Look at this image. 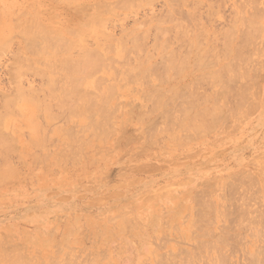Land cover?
I'll return each instance as SVG.
<instances>
[{
    "label": "rangeland",
    "instance_id": "rangeland-1",
    "mask_svg": "<svg viewBox=\"0 0 264 264\" xmlns=\"http://www.w3.org/2000/svg\"><path fill=\"white\" fill-rule=\"evenodd\" d=\"M24 1H27V0H24ZM24 1L23 0H18V1L17 0H0V38L4 40V39H6V38H4L6 36V37H8V39L13 37L12 40H14V41H12L14 43H12L11 41L8 43L9 47H7V49L4 50L5 47L3 48L4 52H2V48L0 50L1 53H4L2 55L0 54L1 55L0 56V92H1L0 93V108L4 107L3 103H5V100L8 99L9 101H11V98L16 97L17 89H20V88H17V86L20 87L19 85H22V87H23L22 89H20L22 91L23 95L26 93H28V94L30 93L29 91H27L26 87H28V90H30V88L33 87L32 89L35 90V91L34 90L33 91L37 92V93H38V91H36V90H39V88L42 89L43 92H40L39 95L36 94L37 96L35 94H33L34 95L33 98L42 97V95L44 93V96H46V99H47V103H49L48 101H50V97L53 99V97L56 96L53 100L50 101L54 104V102L57 99V95H58V92L55 95L50 94L49 91L47 92V93H49L48 95L46 92H44V89H46L48 87V76L46 74H42L45 76V77H42V75L39 73V70H38V72L34 68H33V70H31L29 68L27 70L26 67H29V66L27 65L25 67L23 65V61H22V63H20V60H19L18 62L20 65L22 64L21 65L22 68L24 69V67H25L24 72H23V74H25V75L22 76V70L23 69L22 68H20V70L18 69V67H20V65L18 67L14 66L15 61H17L16 58H18L19 54H16V55H12V54L16 53V51H18L21 54L20 51L22 49L21 48V40L19 41L15 37V36H18V34L14 30L15 29L14 22L20 17L21 13H24V12L27 13L28 11H30L26 7L27 4L26 5L24 4V3H26ZM53 1H55V0H52V1H49V0H31V3H30V5L32 4L34 7L36 6V4H40L39 11L42 13L39 15L41 17L44 15L43 17L47 18V15H46L47 9H49L48 10L49 13L51 11L53 13V11H54V13H55L54 17H59V18H58V20H57V18H54L51 22H53V24H54L55 20H56V22L57 21H59V22H57L58 24L55 23L54 25L51 23V25H50V26H52L51 28L57 27V25H60V22H63L65 19H68L67 18L68 17L67 11L64 12L65 7H64L62 0H59V1H61V2H59V4H57L58 3L57 1H56L57 3L54 2L55 3L54 4ZM114 1L113 0H106L105 3L106 4H108V3L113 4ZM166 1L167 0H165V1L164 0H152L149 2L147 0H142V2L140 4H139V2L134 4V5L137 4V7L135 6L137 9L134 8L133 6H131L134 8L135 12H134V10H128L125 8H124L125 10H123L122 8H119V10L116 9V14H115V16H113L114 21H112V18H111V19H109V22L106 23V27H107L106 32H109L113 36L115 35L114 38H117L119 36V33L121 34V32H119V30L121 31V29H119L120 25L122 26V29L126 28V27H128L130 29L133 25L135 26V24L136 25L140 24V23L143 24L144 22H140V21L143 18L145 19L148 15L150 16V19L151 18L153 19V17H155L154 19H157L158 18L157 16H159V18H162L163 16L160 14L162 12L164 13L166 10H168L170 8L169 3L167 5ZM214 1L215 0H210V2H212L213 6H214V4L217 7L220 6L218 9L215 6L210 8V4L208 1H207V3H208L207 4L206 0L203 3L205 5L202 6V7H206V8H204V9H202V7L199 8V12H201V14H200V18H198V20H199L198 26L201 25L200 27H202V26L204 27L206 24L207 28L209 27L210 29H213L215 32L221 31L222 29L226 30V28L228 29V27L226 25L230 26L229 25L231 23L230 19L233 18L232 15L235 14V12H232V11L235 10L237 5L241 4V3H239L240 0H239V2H238V0H222L224 3L222 1H221L222 3L220 1L219 2L217 1L219 4L221 3L220 5H216L217 2L214 3ZM78 2H79L81 7H88V6L92 5L91 2H93V0H79ZM49 3H51L53 6L52 5L50 6ZM87 4H88V6H86ZM47 6H49V7H47ZM138 6L140 7V9L138 8ZM162 6L165 8H163ZM208 6H209L210 10L212 9V11H210L208 9L210 11V13L211 12L215 13L217 10L218 11L215 13L216 15L213 13L214 16H211L212 18L210 19V22L208 21L209 23L203 24L201 22H204L205 20L207 21L206 18L209 17V14H210V13L207 14L209 12L207 10ZM25 7L27 9H25ZM240 7H238V9L236 10L237 12H239ZM21 8H24V9H21ZM62 8H64V9H62ZM213 8L216 10H214ZM220 8H222V9H220ZM230 8H232L233 10ZM8 9H9V11H8ZM36 9H38V6ZM129 9H131V8H129ZM163 9H164V11H163ZM187 9L189 10V6H187L185 8L186 11H187ZM19 10L22 11L20 14H18V12H20ZM87 10L89 11V7ZM158 11H160V12H158ZM64 13H66V14H64ZM117 13H118V15H117ZM183 13H185V12H183ZM28 14H31V13L28 12ZM151 14H152V16H151ZM165 14H166V12H165ZM165 14H163V15H165ZM17 15H19V16H17ZM206 15H208V16L206 17ZM201 16H203V18ZM215 16H216V18H215ZM123 17H124V19H123ZM204 17H206V18H204ZM48 18H49V16H48ZM48 18L47 19L43 18V19L49 25L50 19L48 20ZM147 18H148V20H150L149 17H147ZM117 19H119V20H117ZM135 19H136V21H135ZM144 19H143V21H144ZM65 22L66 21H64L63 24ZM138 22H140V23H138ZM198 22H196V23H198ZM225 22H226V24H225ZM210 25H211V27H210ZM260 25H262V27L264 28L263 20H262ZM7 27L9 30L6 29ZM111 27L114 31L111 30ZM11 28H12V30H11ZM108 28L110 31H112V33L108 30ZM4 29L8 30V31H4ZM149 34L151 35L152 33L150 32ZM170 35H172V34H169V36ZM149 38L151 39V37H147V41L150 43L152 39L150 40ZM170 38H171V36H170ZM170 38H169V40H170ZM172 38H175V37L173 36ZM258 39L261 41H259ZM155 40L156 39L154 38V41L151 42L152 45L150 44V48H147L149 46V45L147 46V43H148L147 41H145L144 46H147L146 48L148 50L150 49V51H151L152 50L151 47L154 45ZM171 40L173 41V44L171 41L170 42L174 46L175 45L174 42L176 41V39H174V40L171 39ZM255 40H256V43L252 44L254 42V40H253V42H251L249 45L246 46V48H244L245 50L243 52L248 51L247 52L248 55L251 53L250 56H248L246 58H252L251 59L252 62L246 61L245 63H248V66L253 64L254 67L252 68V66H251V68L250 67L249 68L251 70L252 69L255 70V68L258 67L257 70L258 71L260 70L259 76H258L257 70H255V71L253 70L256 73H253V71H251L250 69L247 70V73H248L247 76L250 77V79H252V77L255 74L254 78L256 80L258 87L257 88L255 87L253 89V87H254L253 85H254L255 81H253L254 83L252 84V81L250 79L247 78L248 80H250L248 82L244 81V80H246V78L243 79L244 83H249V85L251 84V86L248 87L249 89L245 88V87H247L246 85H248V84L244 85V87H243V89H245L246 97L248 98L247 100H246V98L244 100L245 106L242 105L241 106L242 109H241V107H239L243 103L242 102V103H238V108H236V107L234 108V106L237 103L233 102L235 97L234 98L232 97L233 98V99L231 98L232 100L229 99L231 113L228 111V114H227L226 110L222 111L221 116H223V119L220 117L221 119L220 120L218 119V121L215 122V125H213L214 128H211L212 129L211 131H208L210 129L209 128L207 130V132H204L205 135H203V133L196 135L197 138H194L196 136H195L194 132L190 131V130H186L189 132V135L186 136V134L188 132L186 133V131H183V130H185V127H183V124L181 125V123H178V125L180 124V126H181V127L179 126V129H178V127H176V126H178V125H176L177 119L180 120V118L183 117L182 116L183 114L180 113L179 116H181V117L179 118V116H177V119H176L175 115H174V111H172V110H170V111L172 112V115L174 116V118H172V116H169L170 115L169 114L168 115L169 118L167 117L168 118L167 120L170 122V125H171V121H173V123H172L173 125L176 123L175 127L172 125L170 127V125L168 124V122L166 120H164L162 118H161L162 119L161 120L158 118V116L156 118L155 115L157 113H151L150 115H148L149 116V117H147V119L149 118L148 121L153 120L150 122V124L147 121H145L146 122L145 124L139 123V120L137 117H139V115H143L142 112H144L145 110H147V112L150 111L147 108L151 104H150V102L144 101L142 99L143 96L140 97V95H141L140 87H138L137 85H134V84H132L133 85L132 86L130 84L127 88L116 90L115 93H117V94L119 93L120 95L119 94L118 95L116 94V96L112 95V100H111V98L109 99V105L112 106L111 109L113 111L115 109L116 110L114 111L115 113H113V111L111 110V113H113V114L110 113L109 116H111V115H114V116L113 117L111 116L110 117L111 119H109V117H108V121L113 122V126H112V127H114L113 130L116 133L118 132L117 133L118 135L115 132L114 133L111 132L112 129L111 130L107 129V128H109V125L111 126V123H112L111 122L109 124L107 122L109 125L107 124L108 127L107 128L105 127V128L109 134L106 133V137H99L98 136L100 139L106 140V141H101L98 137H96L97 136L96 134H95L96 138L93 137L94 132L93 133L92 132H83V133L80 132L81 130L79 131V129H81V127H82L81 124H83V123L81 121H76V122H78V124L74 123V125L76 126V128L73 127V129L75 131L74 133L77 134L78 133L77 131H79L78 135H81V133H82V136H84V139H85V144H87L86 143L87 141H89V142H88V145L83 148V153H82V155L79 156L80 160L79 159L76 160V161L79 160V162H76V166H74V163H72V162H71V164L63 162V164H65V165L67 164L66 165L67 167L65 165H63L64 167L61 168L62 166H60V163H59V165H57L58 163H55V161L53 159V154L56 153L60 149V147H62V146H60V145H62L61 137L58 140V136L54 134V129L57 127L64 126L65 121H64V119H61V118L63 116H65V114H63V116L61 115V117H59L60 120L59 119H53L50 122L51 124L45 123V125H44V123H43L44 126L48 125L46 127L47 129L49 128L48 130H45L46 137L49 138L47 140V142L45 141L47 144L44 143L41 147H35L33 145H31V147H30L29 144H30L31 140H30V136L28 133V130L30 129V122L28 120H26L27 117L25 116V114L24 115H23V113L19 114L18 110L17 111L15 110V112L13 110L12 112L15 114L13 116L12 112L7 114V112H9V111H6V108H3L5 110H3L1 108V110H0L1 117L3 116L2 117L3 118L2 119V123H3L2 126H4V127L6 126L5 127L6 129H4L5 132L8 128L7 133H9L15 139V141H14L15 144L13 143V146L15 147V152H11L12 155L9 154L8 158H10V159L7 158V160L10 162V163L9 162L8 163L10 164V166L13 170V173L14 172H16V173H14V175H13L15 177H13L10 180L11 183L9 182V183H7L8 185L3 184L2 186H0V234H3L6 231L4 229H8L7 232L12 236V238L14 240V241L12 240L13 245L17 246L18 245L17 243L24 242L22 244H25V242H26L27 247L25 246V248H24V250L26 252L25 254L30 256L29 258L32 257L33 259H35V260H32V258H31L32 261L28 260V262H29L28 264H33V263L34 264L35 263L36 264H41V263L42 264H47V263L49 264L50 261L53 260V259H51L52 256L53 257L57 256L56 260L58 259L59 261H61L64 258L66 259V257H67V260L69 259L68 264L69 263L73 264L74 261H75V264L76 263L79 264L77 262V257L80 258V255L82 257L81 258L82 264L83 263L89 264L87 258H89L91 260L94 259L93 262L89 261L91 264H93V263L94 264H107L108 262H109L108 264H121V261L126 260V259L127 260H133V261H135L136 264H137V262L143 264L144 261H146V262H144V264H154L153 260L158 261L157 263H159L161 261L160 259H162L163 256L161 257L159 255H161L162 253L164 254L166 252V254H164V255H167V254L169 255L170 253L167 251H171L173 253V255L175 253V260H176L177 264H179L180 262H181L180 264H182L183 260H181V261L179 260V262H178V258H176L177 257L176 254H178V250H180L181 248L184 247L183 249H186L188 251L191 249L192 244H193V247H192L193 253L195 251L194 248H196L195 253H197L196 256L198 255V257H199V259H197V260L201 261L203 259V258L201 259V257L204 256V260L201 261V263L198 262L195 258H193L194 254L191 253L192 250L188 251L189 258H188V256H185L184 253H182L184 257H182V254H178V257L179 258L182 257V259H184V260L185 259L186 260L193 259L190 261L191 264H194L195 261H196V264H202L205 261H206V264H210L211 262H208V261H212V260L214 261V259H219V261H220L221 256H220V258H216V257L214 258V253H213L214 250H210V251L207 250L205 252L203 251V254L201 255L202 252H199L197 250V246H198V244H196L197 240L199 241L202 239V241H205V239H206L205 243H207L213 239L212 238L214 236L213 234L216 235L214 238H217L218 236H220L219 230L217 233V230H215V229L221 228V231H222L225 227L226 228H227V226L229 227V225L226 226L228 219L231 220V218H232L231 221H233V218H235L237 215L234 214V216L236 215L235 217H230L226 212H230L232 210L231 212L234 213V209H235L234 205L235 204L237 205V203H235L237 199L239 201L238 204L241 203L242 206L246 207L248 210L252 209L254 207L255 209L258 208L257 210H255L256 213H258V212L261 213L264 211L263 210L264 209L263 208L264 203L263 204L261 203V202H264V193L262 192L264 190L263 189L264 188L263 187L264 186L263 185L264 184V182H263L264 181V178H263L264 175H262L263 177H262V180L260 181V179H261L260 172L264 173L262 171L264 169V167L262 166V165H264V161H263L264 160V157H263L264 156V69H263L264 68V50L262 49L263 50L262 51L261 46H260V44H262V46L264 45V43H263L264 42V34L262 36H259V35L256 36ZM218 41H219V43H218L219 46H218L217 51H220L221 42H220V40H218ZM15 42H16V44H15ZM88 42H89V44L91 43V45L94 44V41L92 42L91 40H88ZM257 44H258V46H257ZM172 45H171V47H172ZM216 45H217V43H216ZM216 45L214 48L217 47ZM177 46H178V44H177ZM176 47L173 49L179 50L178 47L177 48ZM179 47L181 48V46H179ZM263 48H264V46H263ZM257 50H261L263 52V56H260V55H262V52H260V51L258 52ZM257 52H258V54H257ZM151 53L154 54V52H151ZM245 53H243L241 60L242 59L244 61L247 60L245 57H243ZM247 53L245 54L246 56H247ZM153 54H151L153 57L158 58V57H156V56H158V55H156L157 53L154 54L155 56ZM15 56H17V57H15ZM12 57H15V59ZM158 60H159V58H158ZM158 60H156V59L154 60V58H153V61H156L157 63L160 61V60L159 61ZM12 61L14 62V64H12L13 63ZM224 61L225 60L221 59V64H223ZM38 62H39V65H38ZM38 62L34 66L35 68L42 66L41 61L39 60ZM240 62H242V61H240ZM11 64L14 68L15 67L17 68V69L15 68L14 72L12 71L13 70L12 66H10L12 68L9 69L8 65H11ZM243 65L247 66V64H243ZM248 66H247V68H248ZM19 71H20L21 75L16 77V75H18L17 73H19ZM31 71H32V73H31ZM26 73L28 74V76ZM32 74H33V76H32ZM39 74L41 75V77H39ZM103 75L104 74H102V76ZM260 76L262 77V79ZM17 78L19 79L18 80L19 82L16 80ZM254 78H253V80H254ZM14 79H15V81H14ZM11 81H13L14 83L13 82L11 83ZM45 81H47V82H45ZM15 83H17L19 85L15 86ZM242 84L243 83H241V85ZM11 85L14 86L13 88H15V89H13V90H15V93H16L15 96H12V95H14V92L11 91L12 90ZM202 85L199 88V93L203 92V93H205V95L209 94L208 96H211L212 95L211 92L213 91V88L211 87V89H212V91H211L210 87L207 84H206V86H205V84H202ZM9 89H10V91H9ZM25 89L27 92L24 91ZM132 89H133V91H132ZM137 90H139V91L136 92ZM117 91H120V92H117ZM7 92H9L8 94H11V96H8V94L6 95ZM251 92H252V94H251ZM254 93H257V94H254ZM28 94H26V95H28ZM254 95H256V96H254ZM6 96H7V98L5 99ZM17 97H19V98L13 99V101L15 100V102L18 101L13 106V107H15V109L17 108L18 105H19L18 108H20L19 102H22V101L28 102L29 101V100L22 99L21 95L17 96ZM117 97H118V99H117ZM252 100L254 101V103L251 104L252 105L251 107L250 106H249V108L247 107V109H249V110H247L246 105L248 106V103H252ZM255 100L257 103L255 102ZM2 101H3V103H2ZM13 101H11V103ZM126 102H127V104H126ZM235 102H236V100H235ZM117 103H118V106L116 108L115 105H117ZM148 103H149V105H148ZM255 103H256L257 107L254 108L253 105ZM129 105L131 108H128ZM210 105H211V102H208L205 105L202 104L201 106L208 107ZM170 107H172V106H169V108ZM243 108H244V110H243ZM52 109H53V107H52ZM126 109L131 110L130 111L131 115L128 114L129 112ZM170 109H172V108H170ZM235 110L236 111L238 110L239 113H237V112L234 113ZM3 111H6V113L4 114ZM52 111H54V114L60 113L59 110H57L59 113H56L57 111H55V110H52ZM17 112H18V115H17ZM65 112L66 111H64V113ZM191 112H193V111L191 110ZM33 114L36 115L38 113L35 111V112H33ZM229 114H230V117H229ZM236 114L238 115V117L236 116ZM5 115H7V116L4 117ZM224 115H228V116L225 117ZM54 116H58V115H54ZM157 119H159L163 122L159 121L156 124H153V123H155V121H158ZM57 120H59V121H57ZM53 123H55V124H53ZM160 123H162L163 126ZM165 123L167 124L166 127L169 126L172 129L176 128L175 131L171 130L169 127L168 128L165 127V129L167 131L166 132L164 129ZM52 124H53V127H52ZM49 125L52 128L49 127ZM72 125L73 124L71 122V127H72ZM77 125H79V126H77ZM115 125H117V126H115ZM149 125L151 127H152V125H155V126L159 125L160 128L162 126L161 132H158V130L160 131V129H157L158 128L157 126L156 127L153 126L154 129L156 128L153 133L155 134V132H157L155 134L157 136H155L154 134L151 133L153 135V137H151V136L149 137V139L151 141L148 139L149 135L147 132L150 130ZM221 126H222V128H220ZM146 127H149V128L147 129ZM1 128H3V127H1ZM145 128L147 130H145ZM182 128H183V130H182ZM120 129H121V131H120ZM152 130L153 129H151V131ZM145 131H146L147 135L145 134ZM169 131L171 134L172 133H174V134L170 135ZM110 132L113 134H111ZM165 132H166V134H165ZM24 133H26V134H24ZM47 133H48V135H47ZM160 133H162V134H160ZM168 133L170 135V139H169ZM208 133H209V135H208ZM181 134H183V135L185 134L184 138L186 136L187 141H188V138H187L188 136H192V137H190V141L184 142L181 140V138L179 140V137L182 136ZM190 134H192V135H190ZM107 135H109L110 138ZM115 135H116V137H115ZM161 135H163V137ZM15 136L17 138H15ZM111 136H113V137H111ZM173 136L174 137L176 136L175 139ZM199 136H201V137H199ZM31 137H33V136H31ZM145 137L147 139H145ZM155 137H156V140L154 139ZM52 138H54L55 140ZM108 138H109V143H108ZM152 138H153V140H152ZM192 138H194V139L192 140ZM50 139H52V141L48 142ZM171 139H173V141ZM126 140H127V142H125ZM178 140L180 142H178ZM181 143H182V145H181ZM183 143H184V145H183ZM153 144H155V145H153ZM101 145H104V146H101ZM156 145H158V146L160 145V146L158 147ZM143 147H145V148H143ZM42 149H44V151ZM45 149H47V150H45ZM143 150H145V151H143ZM45 151L48 154L50 152V155L46 154ZM35 153L40 155V157H43L42 155H44V154L47 155L48 157L46 159L47 160L46 164H44L45 162H43L44 165H41L40 160H39L40 158L38 159V161L36 159L34 160V157L37 155ZM41 153H43V154H41ZM18 154H19V157H18ZM38 155H37V157H39ZM131 155H133V156H131ZM259 156H261V158ZM17 157L19 159H17ZM83 157H84V159H83ZM21 161H23L24 163H21ZM32 161H33V163H32ZM32 164H34V165H32ZM69 165H70V167H69ZM261 166L263 168H261ZM13 167L15 168V170ZM80 167H81V169H80ZM20 168H21V170H20ZM60 168H61V170H60ZM259 168H261L262 170ZM243 171H245V172H243ZM66 173H68V174H66ZM238 173H240V176L242 173H244L243 176L247 175V178H251L252 176L253 177L255 176L254 179H255V182L257 181L256 182L257 184L254 187H257L256 190H258V193L261 196V197H259L258 194L256 195V197H258V199H260V201L255 200V202H254V197L252 196L253 198L250 197L251 200L250 199H247L249 201L245 200V202L246 201L249 202L248 205H243V203L244 204H247V203L241 202L242 200L240 201L239 198L237 196H235L236 194L233 193V190L238 186L237 189L239 191L241 184L244 185V187L241 186V188H246L248 190L247 191L246 189H244V191L246 190L245 191L246 193L249 192L251 195L255 194V192L257 193V191H255L254 187H251V185H250L251 183L248 184V180H246V177L242 178L243 176H241L242 180L240 177H239V179H237L238 178L237 176L234 177L235 175H238ZM258 173H259V175H258ZM40 176H42V177H40ZM33 177H34V179H33ZM230 177L232 179L234 177V179L231 180ZM235 178H236V180H235ZM40 180H42V181H40ZM237 180L238 181L241 180L242 182H240L239 185H237L238 184ZM252 180H253V178L250 180V182H252ZM223 181L226 182L225 186H223L224 185ZM255 182H253V183H255ZM219 184H221V186ZM232 184H234V186L236 184L235 188ZM211 185L215 186V187H213L214 193H213V190L211 189L212 187H210ZM261 185H263V186H261ZM208 186L210 189L208 188ZM218 187L220 188V190L223 188L222 191L217 189ZM226 187H232L233 188V190H232V188L231 189L229 188V190H227V189L225 190L228 193L232 192L233 197L231 196V194L227 195L228 193L226 194L225 191H223ZM206 188H208V189H206ZM237 189H235L234 191H236ZM204 191H205V193H207V191H208L209 200L211 202H214V204H212V205L215 208L212 205L210 206V208L212 207L211 209L214 208V210H215L212 213H211L212 210L208 209V205H207L208 203H206L208 200L207 201L205 200V198H207L206 197L207 194H204L203 193ZM161 192H163V193H161ZM196 192L200 193L201 195L203 193V195H205V196H203V195L198 196V195H200L198 193H197V195L195 194L196 197L193 196L194 193H196ZM220 192H224V194H226V195H222V199L218 198L219 196L221 197V194H223ZM242 192H243V190H242ZM242 192H240V194L244 193V192L243 193ZM119 193H121V194H119ZM158 193H160V195ZM218 194H219V196H218ZM151 195H152V197H151ZM243 195L246 196L247 194H243ZM110 196H112V197H110ZM223 196L224 197L226 196L227 199H228V197H230L233 199V201L230 199L227 200L226 198H223ZM239 196L241 197V195H239ZM245 196H242V197H245ZM248 196L249 195H247V197ZM193 197H194V199H193ZM202 197H203V199H200ZM247 197H245V198H247ZM178 200H179V202H178ZM199 200H200V202H198ZM234 200H235V202H234ZM195 201L198 202V205L194 206ZM229 201H232L230 204L232 205V203H233V205H232L233 208H231ZM96 202H98V203H96ZM211 202H209V204ZM221 202H222V204H220ZM258 202L263 206H261L260 204L258 206V204H257ZM178 203H179V205H178ZM182 203L184 204V206ZM204 203H205V205H207L206 206L207 208L205 207V209L200 207V205L204 204ZM173 204H175V205H173ZM223 204H224V206L226 205L225 208L227 210H225V212L223 211V209H224L223 206L221 208V205H223ZM227 205H229V206H227ZM251 205H252V207H251ZM188 206H190V207H188ZM200 208L202 209V211L204 210L203 213H205V215L204 216H196V215L193 216V212L194 211L198 212V210H200ZM187 209H189V210H187ZM217 209H219V210H217ZM228 210H230V211H228ZM189 211H191V212H189ZM221 211H223L222 212L223 213L222 216L224 215L223 217H226L225 214H227V216L229 217V218L227 217L228 219L226 218L227 221H226V219H223L224 220L223 221L222 218L220 217L221 214L217 213V212H221ZM208 212L211 214H209ZM251 212H253V213H251ZM251 212L249 211V213L257 215L254 212V210H252ZM213 213L217 214V215H215L216 218L213 216L214 215ZM233 213H230V214L232 215ZM249 213L247 211V213L240 215V218H243V220H240V219L238 220L241 222V224L244 223L245 221H247V223L249 222V226H247V223H246L245 224L246 228L243 227V230H240V229H242V228H240L242 226L239 222H236L237 224L240 225V227L237 228V226H238L237 225L234 229H229V230H232L234 233H236L239 236L241 234V238H239V236H237L238 238H236L237 239L236 240L234 237L235 236V234H234V236H232L234 238L229 239V237H230V235H229V237H227V236L225 237L226 238L225 242L223 244L219 245V248H221L223 245V247L220 249V252H222V253H220V252L219 253L222 254V257L224 256L226 264L229 263L230 259L232 260V262L230 261L231 263H229V264H232V263L248 264L249 263L248 258H250L253 255V253L257 251L258 247L259 248H260V246L264 247V242L263 243L261 242V244H263V246L259 244L260 243L259 241L264 240V239H262L263 236H261L264 234L263 233L264 232L263 231L264 230L263 229L264 228L263 222L260 223L259 221H261L264 218H260L261 217L259 215L260 213H258V215L260 217H258V216L255 217L252 215L253 217H255V218H253L251 216V214L249 217ZM206 215L207 216L209 215L208 216L209 218ZM124 216H125V218H124ZM114 217H116V218H114ZM133 217L136 218V220H137L136 224H133V226L135 225L137 227L134 228L132 226V224H130L129 227L131 229H129V227L125 228L122 220L123 219L124 220L129 219V221H130V219H131V222L133 223L134 222V220L132 219ZM195 217H197V218H195ZM210 217L211 218L213 217V219H215V221L212 220ZM199 218H201V219H199ZM219 218L221 219V221H219ZM237 218H239V216ZM77 219H79V221L80 220L81 221L79 222V221H77ZM110 219H112L111 222L109 221ZM113 219H114V221H113ZM194 219H195V221L198 220V222L194 223V225L196 226L195 227L196 229L193 228L194 225L192 224ZM204 219L205 220L208 219L209 221L211 220V226L207 225L209 222L207 224H205L208 229L205 226H203L204 223L203 224L201 223L202 221L203 222L205 221ZM107 220H108V222H107ZM199 220H201V222H199ZM235 220H236V218L234 219V221ZM212 221H214V222H212ZM250 221H251V223L253 222V224H250ZM220 222H222V223L219 224ZM112 223H114V224H112ZM212 223H215V224L213 225ZM254 223H256L255 228L260 227L258 225L262 224L261 225V229H263L261 231L262 233H260V231H258L260 228H258V229L256 228L257 231L254 228L252 230L250 229V226H253ZM137 224H139L140 227ZM234 224H235V222H234ZM242 225H244V224H242ZM231 227H232V225H231ZM204 228H206V229H204ZM213 228H215V229H213ZM175 229H177V230H175ZM197 229H201V230H197ZM202 229H204V232H207V234L209 233L210 235L208 234V236H210V238H212V239H210L209 237H206L207 234L205 235L203 233ZM211 229L213 231H211ZM248 229H250V230H248ZM209 230L211 232H209ZM229 230H223V231H225L223 233H226V234L228 233V234L233 235V233H231V231H229ZM188 231H190V232H188ZM192 231L195 233L198 231H200V232L192 235V233H193ZM238 231H240V232H238ZM252 231H253V233H251ZM214 232H216L217 234ZM200 233H203L205 235V237L202 238L201 237L202 235L200 237H196ZM243 233H244V235H243ZM257 233H258V236H257ZM25 234H27V236H25ZM254 234H255V236H254ZM34 236H36L37 238L40 236H45V237L48 236L49 238H51L52 241L49 244V248H47L45 251H41L39 248L42 249V247H39V248L34 247L33 244L29 240V238H32ZM164 236H167L168 239L165 238ZM193 236L196 237V239ZM253 236L256 238V240ZM0 237H2V236H0ZM257 237H259V239H260L258 242H257V239H258ZM23 238L24 239L27 238V239L24 240ZM199 238H201V239H199ZM208 238H209V241L207 240ZM244 239H245V241H244ZM64 240H66V241H64ZM238 240H240L242 244L240 243V241L238 242ZM61 241H62V243H61ZM166 241H167V243H165ZM159 242L161 243V246H160ZM163 243H164V245H163L164 247L162 246ZM2 244L4 245V243H2ZM225 244H227V245H225ZM254 244H255V246H254ZM28 245H31L32 247L28 246ZM57 245H58V247H57ZM63 245H66L67 247L69 246L68 248H73L74 250L76 248V250L74 251L73 249L72 250L67 249L66 246L64 248V247H62ZM54 246H56L55 249H57V248L59 249V247H60L59 251L62 250L61 251V252H63L62 255L57 254L59 251L54 252V250H55ZM240 246L243 249H240ZM93 247H95V248H93ZM176 247H178V248H176ZM252 247H253V249H252ZM0 248H2V247L0 246ZM17 248H19V247L17 246ZM21 248H23V247H21ZM226 248L227 249L230 248L229 250L232 251L231 254H230V251L226 250ZM255 248H256V251H253ZM63 249H64V251H63ZM155 249L156 250L158 249V250L156 251ZM170 249H172V250H170ZM198 249H199V247H198ZM68 250L70 251V253H73V254L66 255V257H65L63 254L69 253ZM101 250L104 252V253L103 252L102 253L104 255H107V256H104V255L101 256L102 255V253H100ZM245 250L247 251V253L244 254L243 252H246ZM36 251L43 252V253L39 252V254H43V257L45 259L41 255L40 256L41 258L39 257L40 259H38V261H37V257L34 256V255H38ZM263 251L264 250L262 248H260L258 253L261 252V254H262ZM87 252L89 253V255L87 254ZM147 252H149V255ZM151 252H152V254H151ZM207 252H208V254H207ZM217 252H218V250L215 252V256H216ZM91 253H92V255H91ZM140 253H142V256ZM209 253H210V256H209ZM29 254H31V255H29ZM144 254H146V255H144ZM153 254H154L155 258L153 257ZM156 254L158 257H156ZM211 254H213V255H211ZM228 254L233 255V256L232 257L230 256V258H228L229 257ZM246 254H248V255L251 254V256L248 257V255H246ZM261 254H259V260H256L255 263L258 261H260V262L263 261L261 264H264V252H263V256H261L263 260L260 259ZM45 255L48 257V259H47V257H45ZM73 255H76V256H73ZM77 255H79V256H77ZM85 255H86V258H84ZM205 255H206V257H205ZM207 255H208V257H207ZM60 256L62 259H60ZM69 256H71V257H69ZM99 256L101 257V259ZM148 256L152 257L153 260L151 258H149ZM74 257H75V259H74ZM211 257H213V259ZM143 258H144V260H143ZM70 259H74L73 263ZM83 259H86L87 262H86V260H84L85 261L84 262ZM107 259H108V261H107ZM147 259H149V260H147ZM157 259H159V260H157ZM207 259H208V261H207ZM78 260L80 261V259H78ZM110 261H111V263H110ZM219 261H218V263L221 264ZM186 262H188V261H186ZM65 264H66V262H65ZM161 264H162V261H161ZM184 264H186V263H184ZM211 264H213V262ZM249 264H252V262Z\"/></svg>",
    "mask_w": 264,
    "mask_h": 264
},
{
    "label": "bare ground",
    "instance_id": "bare-ground-1",
    "mask_svg": "<svg viewBox=\"0 0 264 264\" xmlns=\"http://www.w3.org/2000/svg\"><path fill=\"white\" fill-rule=\"evenodd\" d=\"M49 1H52V0H49ZM78 1L79 0H62V2L64 4V7H65V11L64 12L67 11V16H68L67 18L68 19H65L64 20V21H66L64 24H63L64 21L63 22H60V25H57V27H54V28H51L52 26H50L51 23L53 24V22H51V21L54 18H57V20H58L59 17H54L55 16L54 11H53V13H52V11L49 13V11H48L49 9H47L46 10V12H47L46 15H47V18L49 16L48 20L50 19V23L48 25L44 21V19H43V18H45V19H47V18L46 17H43L44 16L43 14H42L43 15L42 16L43 18L39 15V14L42 13V12L39 11L40 4H36V6L34 7L32 4L30 5L31 0L24 1V2H26L24 4L25 5L27 4L26 7L28 8V10H30V11H28V10L27 11L30 12L31 14H28V12L27 13L26 12L21 13L22 11L19 10L20 12H18V14L21 13L20 17L15 22L11 19L14 22V26H15V29L14 30L18 34V36H15V37L19 41L21 40V48H22V49L20 48L21 49V51H20L21 54L18 51H16V53L12 54V55L19 54V56L17 55L19 59L16 58L17 61H15V64L16 65L14 64L13 61H12L13 62L12 64H14V66H17L18 67L20 65L18 61L20 60V63H22V61H23V65L25 67L27 65L29 66V67H26L27 70H28V68L31 69V70H33V68H34L35 70H37V72L39 70V73L41 75L42 74H46L48 76V87L46 89L43 88L44 89V92L47 93L49 91L50 94H53V95L57 94V92H58L57 99L54 102V104L52 102H50V101L53 100L56 96L53 97V99L50 97V101H48L49 103H47V99H46V96H44V93H43L42 97L33 98L34 97L33 94L39 95L40 92H43L42 89L39 88V90H36V91H38V93H37V92H34L35 90L32 89L33 87L30 88L31 91L28 90V87H26L27 88V91H29L30 93L29 94L26 93L28 95H26V94L23 95L22 91L20 90L23 87H22V85H19L17 83H15V86L16 85H19L20 87L17 86V88H20V89H17V95H16V97L11 98V101H13V99L19 98L17 96H20V95L22 96V99L29 100V101L28 102L27 101L19 102L20 108H18L19 107V105H18L16 109L13 106L18 101L15 102V100H14L12 103L8 99L5 100V103H3V101H2V103L4 104V107L3 108H6V111H9V112H7V114L8 113H11L13 110H14V112H15V110L16 111L18 110L19 114H22L23 113V115L25 114V116L27 117L26 120H28L30 122V129L28 130V133H29V136H30V140H31V142L29 144L30 147H31V145H33L35 147H41L44 143H46L49 138L46 137L45 130H48L49 128L48 129L46 128L48 125L44 126L45 123L46 124L47 123H50L53 119H59V117H61V115L63 116V114H65V116H63L61 118V119H64V121H65L64 122L65 123L64 126L57 127V128L54 129V134L58 136V140L61 137L62 145H60V146H62V147H60V149L56 153L53 154V159H54L55 163H58L57 165H59V163H60V166H62L61 168H63L64 167L63 165H65V164H63V162L68 163V164H71V162H72V163H74V166H76V162H79V160H80L79 159V156L82 155L83 148L85 146H87L88 145V142H89V141L86 140L87 141L86 142L87 144H85L84 136H82V133L83 132H92V133L94 132L93 133L94 135L91 133L93 135V137H95V134L97 135L96 137H98V136L99 137H106V133H108L106 131V128L108 127L107 124L108 123L110 124L112 122V121L111 122L108 121V117H109V119H111L110 117L111 116L112 117L114 116V115L109 116L110 113H111V110H112L111 109L112 106L109 105V99L111 98V100H112V95H115L116 96V94H117V93H115L116 90L127 88L130 84L131 85L134 84V85H137L138 87H140V93H141L140 97L143 96L142 99L144 101L150 102V104H151V105H149V103H148L149 106L147 105L148 106L147 109H149L150 111L147 112V110H145L144 111L145 113L142 112L143 115H139V117H137L138 120H139V123L145 124L146 123L145 121H147L150 124V122L153 121V120L148 121L149 120V118L147 119V117H149L148 115H150L151 113H157L158 115L157 114L155 115L156 118L158 116L159 119L162 118V119L166 120L168 122V124L170 125V122L167 119L169 118L168 117L169 114H170L169 116H172V118H174V116L172 115V112L170 111V110H172V111H174V115H175V118L176 119H177V116H179L180 113L183 114L182 115L183 117L179 116V118L181 117L182 119L181 118H180V120L177 119V124L176 123L175 124L176 125H178V123H181V125L183 124V127H185V130H183V128H182V130L183 131H186V130L193 131L194 134H195V136L196 135H199L201 133H203V135H205L204 132H207V130L209 128L210 129L208 131H211L212 130L211 128H214L213 125H215V122L218 121V119L219 120L221 118L223 119V116H221L222 111H225L226 110L227 111V114H228V111L231 113L229 99H231L232 97L233 98L235 97L233 102L234 103H237L236 104L237 106L235 105L234 108L235 107L238 108V103H242L243 102L239 106V107H241L245 103L244 102L245 98H246V100L248 99L246 97L245 89H243V87H244V85L248 84V85H246L247 87H245V88H248V87L251 86V84L249 85V83H244V81H247L248 82V81L251 80L252 81V84H253L254 83L253 81H255V83H256V80L254 78L255 77V74H254L253 77L250 75L252 77V79H250V77L247 76V74H248L247 73V70H249L251 68V66H252V68L254 66H253V64L250 65V66H248V63H245L246 61L247 62L248 61L252 62V60H251L252 58H246V57L250 56L251 53L249 52L250 54L248 55V53H247L248 51L247 52L245 51L247 53V56H246L245 55L246 53L243 52V51L245 50L244 48H246L247 45H249L251 42H253V40H254V42L252 44L256 43V40H255V37L256 36H258V35L259 36H262L264 34V28L262 27V25H260L261 22H262V20H263V25H264V0H242V1L240 0V2L238 0V2L241 3V4L240 5H237L236 8H235V10H233L232 8H230V9L233 10V11L231 10L232 12H235V14L232 15L233 18L230 19L231 20V23L229 24L230 26L226 25L228 27V29L227 28H226V30L225 29H222L221 30L222 32L221 31H216L217 33L213 29H210L209 27L207 28L206 27V24H205V23H209L210 22V19L212 18L211 16H214L213 15L214 12H211L210 13V11H212V9L210 10L209 9V6L207 7V10L208 9L210 10V11L208 10L209 12L207 13V14L210 13L209 14V17H207L208 15H206L207 18L206 17H204V18H206L207 21L205 20L206 22L205 21L204 22H201V23L205 24V26L204 27L203 26L200 27L201 25L198 26L199 25L198 18H200V14H201V12H199V8L202 7L203 5H205V4H203L205 0H191V1L190 0H176V1L175 0L174 1L173 0H167L166 1L167 2V5L169 3L170 8L168 10L165 9L166 10L165 11L166 14H165V12L164 13L162 12L165 15H163L162 13L160 14V15L163 16V17L161 16L162 18H159V16H157L159 19L158 18L157 19H154L155 17H153V19L152 18L150 19V16L148 15L147 17H149L150 20H148L147 17H146L147 19L146 18L145 19L143 18L144 21H143V19L140 21V22H144L143 24L140 23V22H138L140 24H137V25L135 24V26L133 25L130 29L128 27H126L127 29L126 28H123L122 29V26L119 24L120 25L119 26V29H121V31L119 30V32H121V34L119 33V36L117 38H114L115 35L113 36L109 32H106V28H107L106 27V23H108L109 22V19H111V18H112V21H114L113 20V16H115V14H116V9L119 10V8H122L123 10H125V9L134 10V8L137 7V4L136 5H134V4L135 3H138V2L140 4L142 2V0H115V1L113 0L114 1L113 4H110V3L106 4L105 3L106 0H93V2H91L92 3L91 6H88V4L86 5V6L89 7V11L87 10L88 7H81ZM147 1L150 2L152 0H147ZM207 1L209 2L210 8H211V7H214L215 6V4H214L215 2H217V1L218 2L220 1L221 2L222 0H215L214 3H213L214 6L212 5V2H210V0H206V3H207ZM54 2L57 3V4H59V2H61V1L55 0V1H53V3ZM218 2H217L216 5H220L223 1L220 4ZM49 5L51 6L52 4L49 3ZM37 6H38V9H36ZM131 6H133L134 8L131 7ZM187 6H189V10L187 9V11H186L185 8ZM26 7H25V9H27ZM47 7H49V6H47ZM128 7L131 8V9H129ZM215 7L218 9L220 6L219 7L215 6ZM238 7H240L239 12L236 11L238 9ZM138 8L140 9L139 6H138ZM163 8H165V7H163ZM204 8H206V7H202V9H204ZM222 8H220V9H222ZM21 9H24V8H21ZM62 9H64V8H62ZM214 10H216V9H214ZM8 11H9V9H8ZM163 11H164V9H163ZM134 12H135V10H134ZM158 12H160V11H158ZM183 12H185V13H183ZM64 14H66V13H64ZM117 15H118V13H117ZM17 16H19V15H17ZM151 16H152V14H151ZM201 17L203 18V16H201ZM215 18H216V16H215ZM119 19H117V20H119ZM123 19H124V17H123ZM135 21H136V19H135ZM57 22H59V21H57ZM57 22L55 20L54 24L57 23ZM196 22H198V23H196ZM225 24H226V22H225ZM210 27H211V25H210ZM6 29H8V27ZM8 30H5L4 29V31H8ZM11 30H12V28H11ZM108 30H109V28H108ZM111 30H113L112 27H111ZM110 32L112 33V31H110ZM150 32L152 33L151 35L153 37L149 34ZM169 34H172V35H170L171 38H170ZM173 36L175 38H172ZM147 37H151L152 40L149 38L151 40V42L154 41V38L156 39L155 42H154V45L151 47V49H152L151 51H150V49L149 50L147 49V48H150V44L152 45L151 42L149 43L147 41ZM4 38H6V39H4L6 42L3 39L0 38V50L2 48V52H4L3 51V48L4 47H5L4 50L7 49V47H9L8 46V43L10 41L11 42L14 41V40H12L13 37L8 39V37L5 36ZM169 38H170V40H169ZM171 39H173V40L176 39V41H175L176 43L174 42V44H175L174 46L176 47L177 44H178L177 47H178V49L180 51L179 50H176V49H173L175 47L172 45L173 44V41ZM88 40H91L92 42L94 41V44H92V45H91V43L89 44ZM218 40H220V42H221V44H220V51H217L218 50V46H219L218 45V43H219ZM145 41L148 42V43L146 42L147 43V46L149 45L148 47L147 46H144L145 45ZM170 41L172 42V44H171ZM259 41H261V40H259ZM16 42H15V44H16ZM12 43H14V42H12ZM216 43H217V45H216ZM170 44L172 45V47H171ZM215 45L217 46L216 48H214ZM179 46H181V48ZM257 46H258V44H257ZM260 46H261V50L262 49L264 50V48H263L264 45L262 46V44H260ZM261 50H257V51L258 52L259 51L262 52L263 50L262 51ZM151 52H154V54L157 53L156 55H158V56H156V57H158L160 61L158 60V58L153 57L151 55L153 53H151ZM258 52H257V54H258ZM243 53H245L243 57H245L247 59L245 61L243 59L241 60V57H242ZM0 54L2 55L4 53H1V51H0ZM17 56H15V57H17ZM260 56H263V52H262V55H260ZM15 57H12V58L15 59ZM153 58H154V60L156 59L159 62L157 63L156 61H153ZM220 58L222 60H225L223 64H221V59ZM39 60L41 61L42 66H39V67L35 68L34 66L37 64V62ZM240 61H242L243 63L240 62ZM12 64L11 65H8L9 66V69L13 67ZM241 64L242 65L243 64H247L248 68H247L246 65H243L242 66ZM21 65H20V67H18L19 70H20V68H22ZM38 65H39V62H38ZM10 66H12V67H10ZM25 67H24V69H25ZM15 68L14 67L12 68L13 69L12 70L13 72H14ZM257 68H255V70H257ZM24 69L22 70V76L25 75V74H23ZM253 70L254 69H252L251 71H253ZM254 71H253V73H256ZM259 71H258V76H259ZM31 73H32V71H31ZM17 74L18 75L15 74L16 77L19 76V75H21L20 71ZM40 74H39V77H41ZM102 74H104V75L102 76ZM27 76H28V74H27ZM32 76H33V74H32ZM42 77H45V76L42 75ZM245 78H246V80L243 81V79H245ZM247 78L250 79V80H248ZM253 78H254V80H253ZM261 79H262V77H261ZM16 80L18 81L19 79L17 78ZM14 81H15V79H14ZM12 82L13 81H11V83ZM45 82H47V81H45ZM241 83H243V84L241 85ZM255 83L253 85L254 86L253 89L255 87L256 88L258 87L257 83L256 84ZM202 84H205V86L207 84L210 87V89H211V87L213 88V91L211 89V91H212L211 92V94H212L211 96H208L209 94L208 95H205V93H203V92H200L199 93V88L201 87ZM13 87L14 86L11 85V88H12L11 91L14 92V95H12V96H15L16 93H15V90H13L15 88H13ZM10 89H9V91H10ZM24 91H26V89ZM132 91H133V89H132ZM138 91L139 90H137L136 92H138ZM117 92H120V91H117ZM8 93L9 92H7L6 95ZM48 94L49 93H47V95ZM251 94H252V92H251ZM254 94H257V93H254ZM8 96H11V94H8ZM254 96H256V95H254ZM6 98H7V96L5 97V99ZM117 99H118V97H117ZM235 100H236V102H235ZM256 100H255V102H256ZM208 102H211V105L210 106H208V107L201 106L202 104L205 105ZM253 103H254L253 100H252V103H248V106L246 105V109H247V107L249 108V106L251 107L252 106L251 104H253ZM256 103L253 105L254 108L257 107ZM126 104H127V102H126ZM117 106H118V103H117V105H115V107L117 108ZM169 106H172V107H170L172 109H170ZM52 107H53V109H52ZM1 108H0V110H1ZM128 108H131L130 105H129ZM241 109H242V107H241ZM3 110H5V109H3ZM52 110H55V111L59 110V112L61 114L58 111L56 113H59V114H54V111H52ZM126 110L129 112L128 114H130V111L131 110L130 109L129 110L126 109ZM191 110L193 112H191ZM243 110H244V108H243ZM247 110H249V109H247ZM6 111H3L4 114L6 113ZM35 111L38 114L34 115L33 112H35ZM64 111H66V112L64 113ZM114 111H113V113H115ZM18 112H17V115H18ZM235 112L239 113L238 110L237 111L235 110L234 113ZM113 113H111V114H113ZM12 114H13V116L15 115L13 112H12ZM54 115H58V116H54ZM6 116L7 115H5L4 117H6ZM224 116L226 117L228 115H224ZM236 116L238 117L237 114H236ZM2 117H1V113H0V157H1L0 158V186H2L3 184L8 185L7 183H9L10 180L13 177H15L13 175H14V173H16V172L13 173V170H12L10 164H9L10 162L7 160V158L9 157V154H11V152H15V147L13 146V143H14L15 139L9 133H7L8 128H7L6 132H5L4 129H6L5 128L6 126L5 127L2 126V124H3L2 123V119H3ZM229 117H230V114H229ZM159 119H157L158 121H155L154 120L155 123H153V124H156L157 122H159V121L162 120V119L161 120H159ZM59 120H57V121H59ZM76 121H81L83 123V124H81L82 125L81 129H79V131L81 130L80 132H82L81 135H78L79 131H77L78 132L77 134L74 133L75 131H74L73 127L76 128V126L74 125V123H77L78 124V122H76ZM71 122L73 124L72 127H71ZM161 122H163V121H161ZM43 123H44V125H43ZM172 123H173V121H171V125L175 127L176 125L175 124L173 125ZM53 124H55V123H53ZM53 124H52V127H53ZM160 124H162V123H160ZM79 125H77V126H79ZM171 125H170V127H171ZM112 126H113V122L111 123V126L109 125V128L110 127L111 128L110 129L107 128V129L108 130H111L112 129L111 132L114 133L115 132L113 130L114 127H112ZM115 126H117V125H115ZM153 126L156 127L157 125L156 126L155 125H152V127L149 125V127H150V130L149 131L150 132L147 131L148 132V135H149L148 136V139H149L150 136L153 137L152 134H154L153 132L156 129V128L154 129ZM162 126H163V124H162ZM162 126H161V128H160L159 125L157 126L158 127L157 129H160V131L158 130V132H161ZM166 126H167V124L165 123L164 129H165ZM179 126H180V124L178 126H176V127H178V129H179ZM1 127H3V128H1ZM49 127H51V126L49 125ZM149 127H146V128L148 129ZM168 127H166V128H168ZM146 128H145V130H147ZM220 128H222V126ZM151 129H153V130L151 131ZM170 129L173 130V131H175L176 128H173V129L170 128ZM120 131H121V129H120ZM165 131H166V129H165ZM166 132H165V134H166ZM187 132L188 131H186V133ZM113 133H111V134H113ZM156 133L157 132H155V134ZM169 133H170V131H169ZM169 133H168V136H169V139H170V135H172L174 133H172V134L170 133V135H169ZM24 134H26V133H24ZM145 134H146V131H145ZM160 134H162V133H160ZM47 135H48V133H47ZM181 135H180L181 137H179V140L181 138V140L184 141V142L190 141V137H192V136H188L187 137L188 138V141H187L186 136L189 135V132L186 134L185 138H184V135L185 134L184 135L181 134ZM190 135H192V134H190ZM208 135H209V133H208ZM31 136H33V137H31ZM107 136L109 137V135H107ZM155 136H157V135H155ZM161 136L163 137V135H161ZM111 137H113V136H111ZM115 137H116V135H115ZM175 137H174V139H175ZM199 137H201V136H199ZM15 138H17V137L15 136ZM109 138H108V143H109ZM194 138H197V136L194 137ZM194 138H192V140ZM52 139H54V138H52ZM52 139H50L48 142L52 141ZM145 139H147V138L145 137ZM154 139L156 140V137ZM100 140L101 141H106V140H103V139H100ZM152 140H153V138H152ZM171 140L173 141V139H171ZM179 140H178V142H180ZM125 142H127V140ZM153 145H155V144H153ZM181 145H182V143H181ZM183 145H184V143H183ZM101 146H104V145H101ZM156 146H158V145H156ZM145 147H143V148H145ZM42 150L44 151V149H42ZM45 150H47V149H45ZM143 151H145V150H143ZM35 154H37V153H35ZM41 154H43V153H41ZM46 154H48V153L46 152ZM37 155L34 157V160L36 159L38 161V159L40 158L39 160H40L41 165L46 164V162H47L46 159H47L48 156L44 154V155H42L43 157H40V155H38L39 157H37ZM48 155H50V152H49ZM131 156H133V155H131ZM18 157H19V154H18ZM18 157H17V159H19ZM259 157L261 158V156H259ZM8 159H10V158H8ZM77 159H79V160L76 161ZM83 159H84V157H83ZM43 162H45V163L43 164ZM21 163H24V162L21 161ZM32 163H33V161H32ZM32 165H34V164H32ZM262 166L264 167V165H262ZM262 166H261V168H263ZM69 167H70V165H69ZM61 168H60V170H61ZM261 168H259V169H261ZM80 169H81V167H80ZM14 170H15V168H14ZM20 170H21V168H20ZM262 171L264 172V169ZM243 172H245V171H243ZM66 174H68V173H66ZM243 175H244V173L241 174V176H243ZM258 175H259V173H258ZM260 175H261V179H260V181H261L262 180V177H263L262 175H264V173L260 172ZM236 176L238 177L237 179H239V177L241 178L240 173H238V175H235L234 177H236ZM40 177H42V176H40ZM231 177H230V179L233 180L234 177H233V179ZM245 177H246V180H248V184L251 183L250 184L251 187H254L257 184L256 183L257 181L255 182V179H254L255 176L254 177L253 176L252 177L250 176L251 178H247V175H246V176H243L242 178H245ZM242 178H241V180H242ZM252 178H253V180H252V182H250V180ZM33 179H34V177H33ZM42 180H40V181H42ZM235 180H236V178H235ZM241 180L240 181L237 180L238 181V184L237 185H239V183L242 182ZM223 182H224L223 183L224 184L223 186H225V183L226 182L225 181H223ZM253 182H255V183H253ZM219 185L221 186V184H219ZM232 185L234 186V184H232ZM263 185H261V186H263ZM235 186H236V184H235ZM235 186H234V188H235ZM241 186L244 187V185H242V184H241ZM241 186H240V190L242 189L244 193L242 192V190L241 191L239 190V191L242 192L243 194L249 195L248 196L249 198L247 197V195L245 196L243 194H240V192L237 189L238 186L235 188V189H237L236 191H234L235 189L233 190L232 187H226L223 191H225L226 189L229 190V188L230 189L232 188L233 193L236 194L235 196H237L240 201L242 200L241 202H245V200H247V199H250L251 200L250 197H252V196L254 197V202H255V200L256 201L257 200L260 201V199H258V197H256L257 194L259 195V197H261L260 194L258 193V190H256L257 187H254V189H255V191H257V193L255 192V194L251 195L249 192L246 193L245 191L247 189L246 188H241ZM210 187H212L211 189L213 190V193H214V188L213 187H215V186H212L211 185ZM219 187L217 189L220 190ZM208 188H209V186H208ZM208 188H206V189H208ZM222 189L220 191H222ZM244 189H246V190L244 191ZM262 192L264 193V190ZM161 193H163V192H161ZM197 193L198 192L194 193L193 196H195V194L197 195ZM203 193L204 194H207V196H206L207 198H205V200L206 201L208 200L206 203H208L207 204L208 205V209L210 210L212 208V207L210 208V206L212 204H214V202H211L209 200L208 191H207V193H205V191ZM203 193H202V195H203ZM220 193H223V194H221V197L218 194V196H219L218 198L222 199V195H226L228 192L225 191L226 194H224V192H220ZM119 194H121V193H119ZM158 194L160 195V193H158ZM198 194H200V193H198ZM230 194L233 197L232 192L231 193L229 192L227 195H230ZM238 194L241 195V197ZM202 195L200 194L198 196H202ZM203 196H205V195H203ZM242 196H245L247 198L242 197ZM110 197H112V196H110ZM151 197H152V195H151ZM223 198H226V196L225 197L223 196ZM193 199H194V197H193ZM200 199H203V197L200 198ZM229 199L233 201L232 198L228 197L227 200H229ZM232 201H229V204ZM247 201H249V200H247ZM247 201L245 202L247 204H244L243 203V205H248L249 202H247ZM178 202H179V200H178ZM198 202H200V200ZM198 202L195 201L194 202L195 203L194 206L195 205H198ZM209 202H211V203L209 204ZM234 202H235V200H234ZM238 202L239 201L237 199L236 202H235V203H237V205L236 204L234 205L235 206L234 213L231 212L232 210L231 211L228 210L230 212H226L230 217H235L237 215L235 217L237 221L236 220L234 221L235 218H233V221H231L232 218H231V220L228 219L229 217L227 216V214H225L226 217H223L224 215L222 216V214H223L222 212L223 211L225 212V210H227L225 208L226 205L224 206V204L221 205V208H222V206L224 208L223 211L217 212L218 214H221L220 217L222 218V220L223 219H226L228 217L227 218L228 221L226 219V221L228 223V224L226 223V226L229 225V227L227 226V228L225 227L223 230L234 229L237 225H238L237 228H239L240 225L237 224L236 222H239L241 224V222L238 221L239 219L240 220H243V218H240V215H243V214L247 213V211H248V213H249V211L251 212L252 210H254V212H255V210L258 209V208L255 209L253 207L254 209L252 208V209H249L248 210L246 207H243L241 203L238 204ZM96 203H98V202H96ZM261 203L263 204L264 202H261ZM220 204H222V202ZM257 204L259 206L260 203L258 202ZM173 205H175V204H173ZM178 205H179V203H178ZM207 205H205V203H204V204H201L200 207L203 208V209H205V207ZM232 205H233V203H232ZM232 205L230 204L231 208H233ZM183 206H184V204H183ZM227 206H229V205H227ZM261 206H263V205H261ZM188 207H190V206H188ZM251 207H252V205H251ZM201 208H200L201 211L200 210H198V212L194 211L195 213L193 212V216L194 215H196V216H204L205 215V213H203L204 210L202 211ZM214 208L211 209L212 210L211 213L213 211H215ZM263 208H264V206H263ZM187 210H189V209H187ZM217 210H219V209H217ZM189 212H191V211H189ZM211 213H209V214H211ZM230 213H233V214L231 215ZM251 213H253V212H251ZM251 213H249V217H250V214ZM258 213H260V212H258ZM258 213H256L257 215L251 214V216L252 215L255 216V217H257V216L260 217L261 216L260 218H264V211L259 214L260 216L258 215ZM234 214H236V215L234 216ZM215 215H217V214H214L213 216L215 217ZM238 216H239V218H237ZM116 217H114V218H116ZM255 217H253V218H255ZM124 218H125V216H124ZM195 218H197V217H195ZM132 219L134 220L133 223L131 222V219H130V221H129V219H126L127 221L124 220V219L122 220L123 225H124L125 228L126 227H129L130 224H132V226H133V224H136V221H137L136 218L133 217ZM199 219H201V218H199ZM211 219L215 221V219H213V217ZM206 220L204 222L203 221L201 222V220H199V222H201L202 224L204 223L203 226H205V227H206L205 224H207L209 222L207 225L211 226V220L210 221L208 219H206ZM263 220L264 219H262L259 222L260 223L263 222V227H264V221ZM77 221H79V219H77ZM109 221L111 222L112 219H110ZM113 221H114V219H113ZM214 221H212V222H214ZM219 221H221L220 218H219ZM107 222H108V220H107ZM195 222H198V220L195 221V219H194V221L192 222V224L194 225ZM234 222H235V224H234ZM221 223L222 222H220L219 224H221ZM246 223H247V221H245L244 223H242L244 225L241 224L242 227H240V228H242V229H240V230H243V227L246 228L245 227L246 226L245 225ZM112 224H114V223H112ZM212 224L214 225L215 223H212ZM250 224H253V222L251 223V221H250ZM255 224L256 223H254L253 226H250V229L252 230L254 228L257 231V229L260 228L258 231H260V233H262L261 231L264 229V228L261 229V225L262 224L261 225H258L260 227H256L257 229L255 228V226H256ZM137 225L139 226V224H137ZM231 225H232V227H231ZM247 226H249V222L247 223ZM133 227L136 228L137 226L134 225ZM195 227L196 226L194 225L193 228L196 229ZM206 228H204V229H206ZM215 228H213V229H215ZM129 229H131V228L129 227ZM204 229H202V231L206 235L207 232H204ZM250 229H248V230H250ZM4 230H6V231L3 234H0V236H2V237H0V246L2 247V248H0V264H24L25 262H26L25 264H28L29 263L28 260L29 261L35 260L32 257H31L32 258V260H31V258H29L30 256H28L27 254H25L26 252H25L24 248L26 246V242H25V244H22L24 242L17 243L18 244L17 246L20 249L17 248V246H15V245L12 244L14 240H13L12 236L7 232L8 229H4ZM175 230H177V229H175ZM197 230H201V229H197ZM215 230H217V233H218V230H219L220 236H218L217 238H214L216 235L213 234L214 236L212 237L213 238L212 239V238H210V236H208V234H209L208 233L206 235V237H209L212 240L209 241V238H208L207 240L209 242H207V243H205L206 239H205V241H202V239L199 238L201 240H199V241L197 240V243H196V244H198L197 250L199 252H202L201 255L203 254V251L205 252L207 250H209V251L210 250H214V252H213L214 253V258L215 257L216 258H220V256H221L220 261H219V259H214V261L213 260L212 261H208V259L210 257L207 259V261L208 262H211V263L213 262V264H219L218 261L221 264H226L225 263L224 256L222 257V254H220V253H222V252H220V249L223 247V245H222L221 248H219V245L220 244H223L225 242V239H226L225 237L226 236L229 237V235H230L229 239L234 238V237L236 239V238H238L237 236H239V235H237L236 233H234L232 230H229V231H231V233H233V235L232 234H228V233L227 234L226 233H223L225 231H223V230L221 231V228L220 229H215ZM190 231H188V232H190ZM211 231H213V230L211 229ZM211 231L209 230V232H211ZM199 232L200 231H198L196 233L193 232L192 235L193 234H197ZM238 232H240V231H238ZM203 233H200V234H198V236H196V235L195 236L196 237H200L202 235L201 237L203 238V237H205V235ZM214 233H216V232H214ZM251 233H253V231ZM234 234H235V236H234ZM255 234H254V236H255ZM243 235H244V233H243ZM25 236H27V234H25ZM232 236H234V237H232ZM257 236H258V233H257ZM261 236H263L262 239H264V234L261 235ZM164 237L167 238V236H164ZM196 237H194V238L196 239ZM239 238H241V234H240ZM257 238H258L257 239V242H258L260 239H259V237H257ZM26 239H24V240H26ZM245 239H244V241H245ZM29 240L33 244L34 247H37V248L42 247V249L39 248L41 251H45L47 248H49V244L52 241V239L49 238L48 236H46V237L45 236H40L38 238L36 236H34L32 238H29ZM240 240H238V242ZM255 240H256V238H255ZM64 241H66V240H64ZM259 242H260L259 244L263 246V244H261V242L263 243L264 240L263 241H259ZM2 243H4V245ZM61 243H62V241H61ZM165 243H167V241ZM240 243H241V241H240ZM31 245H28V246H31ZM163 245H164V243L162 244V246ZM225 245H227V244H225ZM65 246L66 245H63L62 247L65 248ZM160 246H161V243H160ZM254 246H255V244H254ZM21 247H23V248H21ZM57 247H58V245H57ZM68 247L66 246L67 249H71V250L73 249V248H68ZM192 247H193V244H192L190 250H192ZM198 247H199V249H198ZM55 248H56V246H54V249ZM93 248H95V247H93ZM176 248H178V247H176ZM183 248H181L180 250H178V254L184 253V255L185 256H188V258H189L188 251H190V250L187 251L186 249H183ZM260 248H262L264 250V247H261L260 246ZM260 248L258 247L257 251H256V248H255L253 251H256V252H254L252 256H251V254L250 255L246 254V255H248V257L251 256L250 258H248L249 263L252 262V264H261L263 262V261L262 262L258 261V262L255 263L256 260H259V254H261V252L258 253V251L260 250ZM59 249H60V247H59ZM59 249L58 248L55 249L54 252H56V251L58 252ZM194 249H195L194 253H193V250L191 252V253L194 254L193 255L194 257L193 256L192 257L197 260V259H199V257H198V255L196 256V254H197V253H195L196 252V248H194ZM229 249L230 248H228V249L226 248V250L230 251ZM240 249H243V248H241V246H240ZM252 249H253V247H252ZM75 250H76V248H75ZM170 250H172V249H170ZM215 250L216 251L218 250V252H217L218 254L216 253V256H215V252H216ZM41 251H36L38 255H34V256L37 257V261H38V259L41 258L40 257L41 255L43 257V254H39V252H41ZM61 251L62 250H60L57 254L58 255H62L63 252H61ZM63 251H64V249H63ZM102 252L103 251L101 250L100 253H102ZM167 252H169L170 254L169 255L168 254L167 255H164V254H166V252H165L164 254L162 253L161 255H159L161 257L163 256L162 259H160L162 261V264H177V262L175 260V253L173 255V253L171 251H167ZM208 252H207V254H208ZM231 252L232 251H230V254H231ZM263 252L260 255V257L263 256ZM41 253H43V252H41ZM103 253H102L101 256L104 255ZM147 253L149 255V252H147ZM243 253L245 254V253H247V251L246 252H243ZM71 254H73V253H70V251H69V253H65L63 255L66 257V255H71ZM87 254L89 255L88 252H87ZM140 254L142 256V253H140ZM146 254H144V255H146ZM151 254H152V252H151ZM178 254H176V256H177L176 258H178V262H179V260L180 261L183 260L182 261L183 262L182 264H184V263L191 264L190 261L193 260V259H191V260H186L185 259L186 261H188V262H186L184 259H182V257H184L183 254H182V257L181 258L178 257ZM230 254H228L229 255L228 258H230V256L231 257L233 256V255H230ZM29 255H31V254H29ZM91 255H92V253H91ZM211 255H213V254H211ZM73 256H76V255H73ZM77 256H79V255H77ZM104 256H107V255H104ZM209 256H210V253H209ZM45 257H47V256L45 255ZM56 257H53L52 256L51 259H53V260H51L49 264H61V263L62 264L63 263L65 264V262H66V264H68V260L69 259L67 260V257H66V259L65 258L62 259L61 256H60V259H62L61 261H59L58 259L56 260ZM69 257H71V256H69ZM153 257L155 258L154 254H153ZM156 257H158L157 254H156ZM205 257H206V255H205ZM207 257H208V255H207ZM81 258H82L81 255H80V258L77 257V262L79 264H82ZM84 258H86V255L84 256ZM149 258L152 259V257H149ZM211 258L213 259V257H211ZM47 259H48V257H47ZM74 259H75V257H74ZM74 259H70L72 261V263H73ZM78 259H80V261ZM87 259H88V263L89 264H91L90 262L91 261L93 262V260H94V259L91 260L89 258H87ZM100 259H101V257H100ZM201 259H202L201 261H203L204 260V256H202ZM260 259L263 260L262 257ZM84 260H86V259H83V261ZM143 260H144V258H143ZM147 260H149V259H147ZM157 260H159V259H157ZM107 261H108V259H107ZM153 261H154V264H161V261L159 263H157L158 261H155V260H153ZM197 261L201 263V261H199V260H197ZM230 261L232 262L231 259H230ZM230 261H229V263H231ZM86 262H87V260H86ZM144 262H146V261H144ZM144 262H143V264H144ZM110 263H111V261H110ZM229 263H227V264H229ZM69 264H71V263H69ZM73 264H75V261H74ZM121 264H136V263L133 260H127L126 259V260H122L121 261ZM137 264H142V263H138L137 262ZM194 264H196V261L194 262ZM202 264H206V261L203 262ZM232 264H235V263H232Z\"/></svg>",
    "mask_w": 264,
    "mask_h": 264
}]
</instances>
